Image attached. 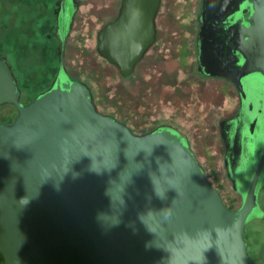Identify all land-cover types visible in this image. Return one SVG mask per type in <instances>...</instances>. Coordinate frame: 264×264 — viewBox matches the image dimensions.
Returning a JSON list of instances; mask_svg holds the SVG:
<instances>
[{
    "label": "water",
    "instance_id": "1",
    "mask_svg": "<svg viewBox=\"0 0 264 264\" xmlns=\"http://www.w3.org/2000/svg\"><path fill=\"white\" fill-rule=\"evenodd\" d=\"M159 3L123 0L98 32V53L123 76L153 42ZM199 22V64L214 69L206 74L242 94L246 78L264 82V0H202ZM4 105L16 115L0 123L2 264L249 263L243 233L259 217L264 136L241 205L230 210L183 134H134L100 113L62 62L50 88L22 104L0 58Z\"/></svg>",
    "mask_w": 264,
    "mask_h": 264
},
{
    "label": "rangeland",
    "instance_id": "2",
    "mask_svg": "<svg viewBox=\"0 0 264 264\" xmlns=\"http://www.w3.org/2000/svg\"><path fill=\"white\" fill-rule=\"evenodd\" d=\"M200 1L161 0L155 41L124 77L96 48L98 30L117 16L121 0H75L61 45L52 37L58 0H0V58L9 65L24 103L50 86L61 61L89 89L96 109L134 134L159 127L180 132L224 203L238 206L222 157L216 154L222 148L219 119L233 109L235 97L225 94L218 106L201 92L202 87H231L197 72L194 41ZM15 115L14 107H0V121H12ZM247 231L250 252L257 255L253 264H264V225L251 220Z\"/></svg>",
    "mask_w": 264,
    "mask_h": 264
},
{
    "label": "flooded vegetation",
    "instance_id": "3",
    "mask_svg": "<svg viewBox=\"0 0 264 264\" xmlns=\"http://www.w3.org/2000/svg\"><path fill=\"white\" fill-rule=\"evenodd\" d=\"M122 3L123 0H121L120 2V7L117 16L120 13ZM201 3L202 0L199 3V10L196 20L197 34L194 41L197 72L205 77L222 80L231 87L230 89L226 88L225 90H221V88H216V87H212V88L202 87L201 92L206 99L207 97L210 98L214 102V104H217L218 106H220V104L221 105L223 104V100H224L223 98L225 97V94H229L235 97V104L233 109L229 113H227L224 117L219 119V139L222 143L221 145L222 148L219 149L218 152H216V154L217 156L222 157L226 178L228 180V183L231 187L233 194L235 195L234 197L235 201H233V203L239 202L238 206L235 205L228 206L225 203L224 204L228 209L236 210L241 205L242 187L243 185H245L247 181V178L251 172V168H253L252 165L254 164V161L259 156L260 153L259 148L264 136L263 134L264 133V82L262 80H258L254 76L253 77L250 76L246 78L243 83L244 94H242L235 86V84L232 83L230 80L224 77L208 75L205 73V70H208L209 72L214 71L213 68L204 67V66L200 67L198 60L199 45H198L197 35L200 26L199 13L201 9ZM75 4H76L75 0H66L64 2V8H62L61 0H58L59 6L57 9L54 10V12H52V20L54 23L52 37L55 40V42L58 43L59 45L63 43L65 44L66 36L70 29L71 21L75 12V9H73L72 6ZM117 16L113 18L111 21L115 20ZM155 17H154V31H155L154 39L153 42L150 44V46L147 48V50L152 46V44L155 41V36H156ZM111 21H109L108 23H110ZM106 24H104L100 28V30ZM100 30H98V32ZM96 48H97V37H96ZM147 50L142 55L141 59L143 58ZM101 58L107 62V60L102 56ZM141 59L139 60V62L141 61ZM60 62L61 61H59V64ZM65 72L70 79L84 84L80 79L74 76L72 72H69L67 70H65ZM57 73L58 70L57 72H55L54 80L57 76ZM20 101L22 104H26L21 100V94H20ZM215 189L219 192L217 188ZM263 190H264V185L259 189L258 192L259 217H256L252 220L259 221L264 225V196L262 197V199L260 196V193H262ZM248 223L244 228L243 237L247 245V254L249 260L248 264H253V261L254 259L257 258V255L255 253L250 252V244L247 240V235L249 234V232L247 231ZM0 264H2L1 256H0Z\"/></svg>",
    "mask_w": 264,
    "mask_h": 264
},
{
    "label": "trees",
    "instance_id": "4",
    "mask_svg": "<svg viewBox=\"0 0 264 264\" xmlns=\"http://www.w3.org/2000/svg\"><path fill=\"white\" fill-rule=\"evenodd\" d=\"M58 68H59V63H58L57 70H58ZM56 72H57V71H56ZM53 81H54V79H53ZM53 81H52V83H53ZM52 83H51V84H52ZM51 84H50V86H51ZM50 86H49V87H50ZM49 87H48V88H49ZM48 88H47V89H48ZM47 89H45L44 91H46ZM44 91H43V92H44ZM39 94H41V93H39ZM39 94L35 95V97L38 96ZM35 97H34V98H35ZM34 98H33V99H34ZM33 99H32V100H33ZM30 101H31V100H30ZM30 101H28V102H30ZM10 106H12V105H10ZM1 107H2V106H1ZM12 107H13V106H12ZM15 110H16V109H15ZM11 122H12V121H0V123H5V124H9V123H11Z\"/></svg>",
    "mask_w": 264,
    "mask_h": 264
}]
</instances>
